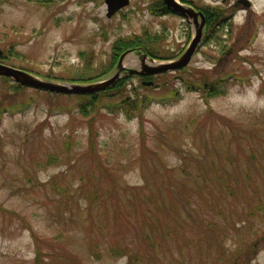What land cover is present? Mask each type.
I'll use <instances>...</instances> for the list:
<instances>
[{"label": "rangeland", "instance_id": "1", "mask_svg": "<svg viewBox=\"0 0 264 264\" xmlns=\"http://www.w3.org/2000/svg\"><path fill=\"white\" fill-rule=\"evenodd\" d=\"M161 1L131 0L108 17L105 0H0V63L54 83L103 82L117 69L113 44L145 29L171 56L149 65L176 60L196 25L151 13L167 9ZM179 1L227 21L204 29L185 66L92 91L127 82V94L149 96L143 117L113 110L122 96L92 108L84 94L16 91L0 76V264H137L132 254L149 250L147 264H228L264 234L263 212L250 211L264 201V0ZM142 63L131 52L123 65ZM218 77L229 86L208 101L192 83ZM256 246L248 263L264 264Z\"/></svg>", "mask_w": 264, "mask_h": 264}, {"label": "trees", "instance_id": "2", "mask_svg": "<svg viewBox=\"0 0 264 264\" xmlns=\"http://www.w3.org/2000/svg\"><path fill=\"white\" fill-rule=\"evenodd\" d=\"M165 7V4L163 2V0L161 1ZM156 13H158L159 11H156L155 9H153ZM162 11V10H161ZM207 16V20H208V26H211L214 28H216L217 26L219 27L222 23H225L227 21V19H223L224 17L222 16V9H218L216 8V11L211 10L209 11V13H206ZM160 35L158 33H151L148 29H145L141 34H133L130 35L128 37H124L119 39L118 41L115 42L114 45V52H115V58H114V62L116 63V61L118 60V57L120 56V54H122V52H124L125 50L128 49H142L145 52L149 53L150 56L154 57V58H160V59H168L169 57H171L168 53H164V51H162L160 49V47H157L154 45L153 42L159 40ZM110 70V69H109ZM108 70V71H109ZM107 72V71H105ZM181 78H183L181 76ZM6 79V78H5ZM193 84L197 85L199 87V90H201L204 94V97L207 99V101L212 98V97H216L217 95H219L220 93H222V89L224 92V88H228L229 86V81L225 80L223 77H218L215 80H205V81H197V82H192ZM164 86H167V82L163 83ZM191 84V82H185V85H189ZM158 86H160V84H158ZM17 90H19L20 88H22L23 86H20L18 84H16L15 86ZM134 91V95L132 94H127V82L126 84H121V83H115L113 85H111V88L107 89L106 91L103 92H98V93H90V94H86V99L88 98L89 100L86 102V104H88L89 101H91V105L92 108L98 107V105L100 104V102L103 100L102 97H115V96H122V100L120 101L117 110H122L124 112H126L127 115H129V117L132 116H137V117H143V112L146 108V106L149 104L150 99L148 95H141L136 88H133ZM171 91V93H174V97L173 99L178 100L181 97V90L178 87L173 88ZM51 94V93H50ZM52 95V94H51ZM86 104H81L82 106L80 107L82 112L86 111ZM210 105H208L209 107ZM210 113L214 114V109L213 107H209L208 108ZM136 114V115H135ZM1 116V113H0ZM95 132L93 130H91V141H95ZM227 192L228 194H233V187L231 185H227ZM4 209V208H3ZM250 211L251 213L255 212V211H262L263 215H264V201L263 202H258L255 203L254 206L250 207ZM249 211V213H250ZM256 213V212H255ZM259 234V233H257ZM152 234L151 232H145L144 233V243L146 245L147 249H152V248H156V242L153 241L154 239H151ZM257 241L253 244H249L247 247L245 248H240L237 250L235 255L236 257H233V255H229V262L228 264H240L239 259L242 258V262L244 259H246L245 264H249L248 262H250L251 260V254L250 253V246L254 249V245L256 246L255 250L259 247L262 246V244H264V234L260 237H258L256 239ZM152 252L149 250L147 258H152ZM131 262L133 263H137V264H147L145 261V255L143 253L140 252H135L132 254L131 256ZM150 264V263H149Z\"/></svg>", "mask_w": 264, "mask_h": 264}, {"label": "water", "instance_id": "3", "mask_svg": "<svg viewBox=\"0 0 264 264\" xmlns=\"http://www.w3.org/2000/svg\"><path fill=\"white\" fill-rule=\"evenodd\" d=\"M168 6H170L173 11L178 14L183 15L185 18L190 20L191 18L195 20L197 24V33H196V38L193 40L192 45L189 47L187 51L178 59L169 61V62H161L157 65H149L142 63V70H129V73H137L140 75H152V74H157L161 72H165L168 70H173L180 68L182 66H185L186 64L189 63L192 55L197 49V44L200 43L203 35V26H204V15L201 12H197L194 10L193 7L187 6L185 4L180 3L178 0H164ZM130 0H106L107 4V9L108 13H106L109 17L112 16L114 13H116L120 8L128 5ZM202 17V21L199 23L198 17ZM133 52V50H129L123 54L119 59L118 62V68L113 75L112 78H110L107 81L103 82H98V83H92V84H68V83H54V82H49L46 80H43L39 78L38 76L27 72L23 69L11 67L9 65L1 64L0 63V74L2 75H7L12 78H15V81H19L22 84H25L26 86H35L38 88L42 89H48L51 91H59V92H65V93H71V92H76V93H88L92 92L94 90H99V89H105L107 85L111 84L113 81H115L117 78L120 77L121 71L125 69L121 64L123 63L124 58L128 53ZM3 54L2 49L0 48V56ZM142 56V60L144 61V58L148 57L147 54L141 52L140 53ZM150 60L155 61L153 58L150 57ZM149 84L152 83L148 82Z\"/></svg>", "mask_w": 264, "mask_h": 264}, {"label": "bare ground", "instance_id": "4", "mask_svg": "<svg viewBox=\"0 0 264 264\" xmlns=\"http://www.w3.org/2000/svg\"><path fill=\"white\" fill-rule=\"evenodd\" d=\"M132 60L133 59L130 57V63L133 62ZM150 62H151L150 58H148V57L146 59L144 58V63H148L149 64Z\"/></svg>", "mask_w": 264, "mask_h": 264}, {"label": "flooded vegetation", "instance_id": "5", "mask_svg": "<svg viewBox=\"0 0 264 264\" xmlns=\"http://www.w3.org/2000/svg\"><path fill=\"white\" fill-rule=\"evenodd\" d=\"M204 14H205V13H204ZM206 19H207V17H206ZM206 19H205V20H206ZM205 26H207V25H205Z\"/></svg>", "mask_w": 264, "mask_h": 264}]
</instances>
